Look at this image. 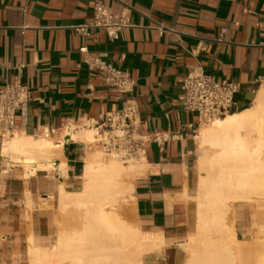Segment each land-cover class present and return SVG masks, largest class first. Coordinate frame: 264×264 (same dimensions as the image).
Here are the masks:
<instances>
[{
    "label": "crops",
    "instance_id": "0c3cea01",
    "mask_svg": "<svg viewBox=\"0 0 264 264\" xmlns=\"http://www.w3.org/2000/svg\"><path fill=\"white\" fill-rule=\"evenodd\" d=\"M95 3L130 26L115 36L105 29L78 33ZM87 57L127 74L132 90L108 89L101 73L87 69ZM198 73L238 84L236 111L252 103L264 82V0H0V88L19 84L30 93L16 113L13 137L65 141L53 164L25 170L3 154L0 140V264H59L43 256L57 247L60 189L78 192L92 155L83 132L130 104L138 110V136L166 138L145 144L131 183L133 227L157 243L140 264H185L195 228L198 127L182 107L181 85ZM46 164L52 168L37 169ZM231 209L237 259L258 264L264 202H235Z\"/></svg>",
    "mask_w": 264,
    "mask_h": 264
},
{
    "label": "bare ground",
    "instance_id": "6f19581e",
    "mask_svg": "<svg viewBox=\"0 0 264 264\" xmlns=\"http://www.w3.org/2000/svg\"><path fill=\"white\" fill-rule=\"evenodd\" d=\"M67 133L69 136L70 129H67ZM91 133L92 132L89 130L83 132L82 139L87 144L92 143ZM70 139L71 141H76L78 140V137L71 135ZM196 140L201 147L208 146L219 150L215 158L208 161H199L197 169L199 173L205 172L206 177L201 174L199 175L197 183L198 199H205L207 196V201L205 200L203 203L211 208H216L222 203H224L225 206L227 202H252L258 197L260 199L261 195L264 194V156L260 155L262 149L259 154H254L258 150L254 153L253 151H255L254 148L264 146V82L255 93L250 109L227 114L222 119H215L211 122L210 129L201 131L196 137ZM64 144L65 142L62 138L60 141L53 142L48 137L32 139L19 136L4 141L2 152L5 156L18 155L34 158L33 163L25 162L23 164L24 169L28 170L37 162L47 161L49 154L46 150L58 151L63 148ZM240 145L244 146L241 152L237 151V147ZM50 156L52 157L53 155ZM94 156V153H92L91 158L89 157L90 160H88L84 166L83 175L81 177V190L74 193H65L60 189L59 205L67 206L72 203L82 205L91 202L92 204L90 205H92V208L88 213L89 220L86 219V223L90 224L88 227L93 226L94 228L92 227L91 230H95V226L99 225V218L102 217L106 226V231L103 238H101L103 239L104 244L106 242L109 245L108 248L118 254H121L122 252V254H124V249H127L128 247L133 251L127 258L129 262L128 264H140L142 255L152 247L156 246L157 243L150 239H145L136 229L133 231L128 226H122L121 220L116 214L117 207L120 204L119 198L122 195L125 196V194L122 193L119 184L122 174L135 175L137 172L139 173L138 170L140 167L139 165H129L124 167L114 158L111 159L118 164H100L93 160ZM13 161L18 162L16 159ZM49 168H52V166L47 165L37 167L38 170H47ZM59 170L64 169L63 167H60ZM225 173H228L227 176ZM220 175L221 177L219 178ZM218 179L221 182V188H217ZM129 194H127V197ZM226 208L230 210L229 206ZM203 218L204 216L201 218L200 215L197 217V227L198 225L202 226L205 234L200 237V228L198 229L199 232L191 235L189 240L191 241L190 243H192V246L196 243H201L203 237L209 234V228L215 223V220ZM98 228L99 227H97L96 230ZM90 233L88 234L89 236ZM228 235L232 239V243H235V235L232 229L229 231ZM89 236L88 238L86 235L84 237L78 235L76 238L69 235L59 237L56 250L51 251L48 256L44 255V260H50V258L58 257L66 252H68V255L70 256L72 254L71 252L77 251L76 248L81 245L83 246L84 243L81 244V242H88L87 239H90L89 241L91 244L93 243ZM83 238H85L86 241H82ZM95 239L96 238H94V240ZM214 239L223 240V237L220 235ZM93 245H97L96 242H94ZM100 247L101 246H99V248ZM102 250L104 249L102 248ZM105 251L107 252V249ZM75 252H73V254ZM72 256L74 257V255ZM112 256L113 255L111 254V258ZM258 264H264V260Z\"/></svg>",
    "mask_w": 264,
    "mask_h": 264
},
{
    "label": "built area",
    "instance_id": "2783aa9c",
    "mask_svg": "<svg viewBox=\"0 0 264 264\" xmlns=\"http://www.w3.org/2000/svg\"><path fill=\"white\" fill-rule=\"evenodd\" d=\"M129 26L126 18L116 20L100 4L95 3L90 22L76 27V31L87 36L89 29H105L109 32V36H115L121 29ZM156 28L159 32L164 31V27L159 24ZM84 51V49L80 50L82 53H85ZM84 64L89 71L101 73L105 86L112 91L126 94L134 86V82L127 74L105 64L99 58L87 57ZM181 91L182 107L187 113L195 116L198 128L209 126L215 119H222L236 111L234 98L239 91V85L234 82L215 81L209 76L198 73L189 75L183 80ZM29 97V91L19 84L0 88L1 141L13 137L16 113L28 102ZM137 121L138 110L134 104L104 114L100 122L91 129L93 148L100 156L114 158L122 166L141 162L145 155V144L159 145L166 138L159 137L158 133L138 136Z\"/></svg>",
    "mask_w": 264,
    "mask_h": 264
},
{
    "label": "rangeland",
    "instance_id": "374dc122",
    "mask_svg": "<svg viewBox=\"0 0 264 264\" xmlns=\"http://www.w3.org/2000/svg\"><path fill=\"white\" fill-rule=\"evenodd\" d=\"M262 84L263 83H261L257 86V88L255 89V93L257 92V90L260 88V86ZM255 93L253 95V99H254ZM253 99H252V102H253ZM251 106H252V103L245 109H250ZM239 111H241V110H239ZM239 111H234L231 114L239 112ZM209 129H210V125L198 128L196 136H198L201 131H205V130H209ZM66 132H67V130H66ZM92 136H93V134L91 133V140H93ZM195 142H196V146H197L196 152H195V166H196V168H198L197 166L199 165V161H208V160L215 158V156L219 152V150L217 148L214 149V148H210L208 146L201 147L197 140ZM87 145L90 148L93 147L92 144H87ZM243 147H244L243 145L238 146L237 151L241 152L243 150L242 149ZM261 149H262V152H261ZM254 150L255 151H253V153L258 150L254 154H259L261 152L260 155L264 156V146L254 148ZM46 152L49 154V158H47V162L48 161L51 162L54 158H56V157H51L50 155L55 156L57 150H46ZM92 153H94V155H95L93 160L97 163H100V164H106V163L118 164L117 162H115L111 158H105L103 156H100L94 148L92 150ZM12 156H13V160L16 159L18 162H21L22 164H24L25 162L26 163L27 162L28 163L34 162V160H33L34 158H30V157H26V156H18V155H12ZM129 165H137L138 166L137 163L136 164H129ZM124 167H127V166H124ZM197 171H198V169H197ZM198 174L199 175L201 174L202 176L206 177L205 172L199 173V171H198ZM225 174L227 176L228 173H225ZM220 177H221V175L219 176V178ZM132 179H133V175L122 174V177H121V180L119 181V184L121 186L122 193L125 194V196L122 195L119 198L120 204L117 207V211H116L117 213L116 214H117V217L121 220L122 226L123 225L128 226L134 231L133 211H132V207H131V194H129V193H131ZM80 182L82 183V181H80ZM217 183H218L217 188H221L220 187L221 182L219 181V179H218ZM81 186H82V184H81ZM80 190H81V187L77 191H80ZM127 194H129L128 197H127ZM193 195H194L193 196V202H194L193 204H194V216H195L194 233L199 232L198 229L201 228L200 229V237L205 234L204 230L202 229L203 228L202 226L198 225V227H197V224H198L197 217L199 215L201 216V218H202V216H204V218H207V219L210 218L212 220H215V223L209 228V234L203 237V240L201 243H196L195 245L192 246V243H190L191 241L190 240L187 241V243L185 245V251H186V262H185V264H234V263L235 264H241V260L237 259L236 244L232 243V241H231L232 239L228 235L229 231L232 229V219H231V210L232 209L231 208L235 202H227L225 204V206H224V203H222L223 205L220 204L216 208H211V207H209L203 203V201H205V200L207 201V199H206L207 196L205 199L204 198L198 199V197H197V186L194 190ZM59 200H58L56 207H55V212L57 215L58 237L54 241L52 247H54L56 245L58 238L63 236V235H69L73 238L74 237L76 238L78 235H82V237H84L86 235V237L88 238V236H89L88 234L90 232H91L90 233L91 237L89 236V238H91L93 243L96 242L97 245H93V243L91 244V242L89 241L90 239L86 238L88 240V242H81V244L84 243L83 246L81 245L78 248H76L77 251L76 252L73 251V252H75L74 254H73V252H71L72 254L69 256L68 252H66V253L59 255L58 257L56 256L57 258L52 257V258H50V260L51 259L58 260L59 264H128L129 263L127 258L133 252L131 249H129L127 247V249H124V254H122L123 252L121 254H118L117 252H113L111 249H109L108 248L109 245L106 242L104 244L103 239H101V238H103V235L106 231V226H105V223L103 222L102 217L99 218V220H100L99 225L95 226L96 228L99 227L97 230H96V228H95V230L93 229L94 231L91 230L93 226L88 227L90 224L86 223V219H88V217H89L88 213L90 212V210L92 208V205H90V204H92L91 202L90 203L89 202L84 203L82 205H77V204L72 203V204H68L67 206H60ZM254 200L257 202H264V194L261 195L260 199L258 197ZM254 200L252 202H255ZM200 202H202V203H200ZM228 206L230 207V210L226 208ZM198 213H199V215H198ZM117 217H116V219H117ZM219 231H220V233H219ZM220 235H221V237H223V240H221V239L215 240L214 239V238L219 237ZM98 236H99V240H98ZM94 238H96L98 241L96 239L94 240ZM101 240H102V242H101ZM82 241H86L85 238H83ZM99 241L101 242V244ZM79 245H80V243H79ZM98 245L101 247L99 248ZM96 246H98V247H96ZM190 246L192 247V249ZM90 247H91V249H90ZM102 248L104 250H102ZM105 248L107 249V252L105 251L106 250ZM84 253H85V255H84ZM111 254L113 255L112 258H111ZM72 255H74V257ZM79 257H80V259H79ZM261 261L262 260H260L259 262H261Z\"/></svg>",
    "mask_w": 264,
    "mask_h": 264
}]
</instances>
